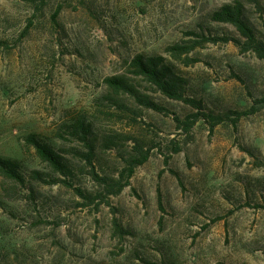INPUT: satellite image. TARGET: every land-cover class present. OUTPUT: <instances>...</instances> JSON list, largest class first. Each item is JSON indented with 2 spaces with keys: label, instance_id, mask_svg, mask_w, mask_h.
<instances>
[{
  "label": "rangeland",
  "instance_id": "obj_1",
  "mask_svg": "<svg viewBox=\"0 0 264 264\" xmlns=\"http://www.w3.org/2000/svg\"><path fill=\"white\" fill-rule=\"evenodd\" d=\"M236 1L264 41V0H0V156L24 178L0 176V264H264V59L232 42L197 48L187 66L167 52L191 31L241 38L212 19ZM138 54L164 55L209 111L246 115L185 132L173 113L113 96L105 78ZM136 83L181 117L195 110ZM78 118L92 125L101 176L119 179L138 147L155 146L119 193L94 179L71 133ZM32 134L63 156L67 176Z\"/></svg>",
  "mask_w": 264,
  "mask_h": 264
},
{
  "label": "trees",
  "instance_id": "obj_2",
  "mask_svg": "<svg viewBox=\"0 0 264 264\" xmlns=\"http://www.w3.org/2000/svg\"><path fill=\"white\" fill-rule=\"evenodd\" d=\"M212 19L217 22L233 25L239 32L241 38L228 34L214 35L205 30L191 31L188 35L192 37L188 40H183L168 46L167 52L169 55L186 66L192 65L200 61L199 58L190 56V53L197 48L203 47L208 43L227 44L232 42L238 46L242 52L252 51L259 58L264 59V41L258 37L255 30L245 19V7L241 1L224 4L213 12ZM136 80H143L149 83L155 91L160 92L169 99L184 102L195 110L184 117L171 112L169 108L152 98L150 94L141 91ZM105 83L113 96L130 97L139 105L166 115L173 113L177 127L185 132L192 131L195 125L201 120L208 123L210 131L214 132L216 127L225 120L228 119L236 125L239 119L246 115L245 111H233L232 114L235 115L234 117H231L230 114H215L207 109L202 99L187 95L184 88L186 79L176 71L175 67L167 61L164 55L145 56L143 54H138L129 61L127 72L109 76L105 78ZM121 106L131 110L126 103H121ZM71 127L72 135L77 136L88 148L85 158L87 159V163L93 167L94 149L91 141V123L87 122L85 118H78ZM27 140L28 143L35 148L37 154L43 161L47 162L56 172L62 173L65 176L68 175V165L63 156L55 151L49 144L41 141L36 134L28 136ZM154 147L155 146L149 147L146 150L138 147L137 154L131 158L129 165L122 171L119 179L101 176L95 171L94 167L91 173L95 180L106 185L108 194H117L129 184L130 178L135 172L136 165H141L149 159L150 153ZM179 150L180 147L176 145L174 151ZM33 174L36 178L42 179L40 171L35 170ZM0 176L20 183L24 182L19 163L2 156H0ZM64 182L73 186V184L66 179H64ZM75 189L83 195L81 188L75 187ZM116 228L121 232L119 225L116 224Z\"/></svg>",
  "mask_w": 264,
  "mask_h": 264
}]
</instances>
